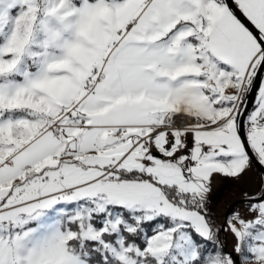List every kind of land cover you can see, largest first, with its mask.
I'll return each mask as SVG.
<instances>
[{
	"label": "snow or ice",
	"instance_id": "snow-or-ice-1",
	"mask_svg": "<svg viewBox=\"0 0 264 264\" xmlns=\"http://www.w3.org/2000/svg\"><path fill=\"white\" fill-rule=\"evenodd\" d=\"M0 264H264V0H0Z\"/></svg>",
	"mask_w": 264,
	"mask_h": 264
},
{
	"label": "crops",
	"instance_id": "crops-1",
	"mask_svg": "<svg viewBox=\"0 0 264 264\" xmlns=\"http://www.w3.org/2000/svg\"><path fill=\"white\" fill-rule=\"evenodd\" d=\"M255 173H249V182L248 180L241 186L242 189L244 190H249V191H255V185H256V180H255ZM231 184L234 186V182L229 181L227 179L221 178V177H216L214 183H213V188H214V194L218 192L222 187L224 188L226 185ZM238 190L241 192L240 188Z\"/></svg>",
	"mask_w": 264,
	"mask_h": 264
},
{
	"label": "trees",
	"instance_id": "trees-1",
	"mask_svg": "<svg viewBox=\"0 0 264 264\" xmlns=\"http://www.w3.org/2000/svg\"><path fill=\"white\" fill-rule=\"evenodd\" d=\"M234 194L235 196L239 195L238 194V188H234L233 185L228 184L226 185L222 191H220V193L218 194H214V199H215V204H214V211H218L217 207L220 206V204H223L224 200L226 201V199L229 197V195ZM234 196V197H235ZM226 207V206H225ZM225 207L222 209V212L224 211ZM219 212V211H218ZM217 214V212H216ZM218 216V214H217Z\"/></svg>",
	"mask_w": 264,
	"mask_h": 264
},
{
	"label": "rangeland",
	"instance_id": "rangeland-1",
	"mask_svg": "<svg viewBox=\"0 0 264 264\" xmlns=\"http://www.w3.org/2000/svg\"><path fill=\"white\" fill-rule=\"evenodd\" d=\"M248 180V182H249V180H250V178H248L247 179ZM222 189H223V187L220 189V190H218V192H216L215 194H218V193H220V191H222ZM249 191V190H248ZM238 194L239 195H241L242 194V191L240 192L239 190H238ZM235 195L234 194H231V195H229V197L226 199V201L224 200V202H223V204H220V206L219 207H217V210L219 211H216L217 212V214H218V217H222L223 216V212H222V209L229 203V201H230V199L231 198H233ZM244 207V204L242 203V202H240L239 204H237L236 206H235V208L234 209H236V208H243ZM229 242H230V244L232 243V240H231V237L229 236Z\"/></svg>",
	"mask_w": 264,
	"mask_h": 264
},
{
	"label": "water",
	"instance_id": "water-1",
	"mask_svg": "<svg viewBox=\"0 0 264 264\" xmlns=\"http://www.w3.org/2000/svg\"><path fill=\"white\" fill-rule=\"evenodd\" d=\"M240 202H242V194L231 198L229 203L226 205V207L224 209L223 215H224V213L228 212L230 209L234 210L235 206L237 204H239ZM228 243H229V245H231L229 242V239H228Z\"/></svg>",
	"mask_w": 264,
	"mask_h": 264
}]
</instances>
